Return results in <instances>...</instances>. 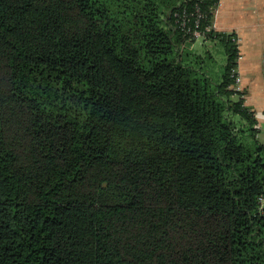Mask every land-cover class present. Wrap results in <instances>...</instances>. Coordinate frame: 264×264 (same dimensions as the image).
Segmentation results:
<instances>
[{"label": "trees", "instance_id": "obj_1", "mask_svg": "<svg viewBox=\"0 0 264 264\" xmlns=\"http://www.w3.org/2000/svg\"><path fill=\"white\" fill-rule=\"evenodd\" d=\"M220 2L0 0V264H264Z\"/></svg>", "mask_w": 264, "mask_h": 264}, {"label": "crops", "instance_id": "obj_2", "mask_svg": "<svg viewBox=\"0 0 264 264\" xmlns=\"http://www.w3.org/2000/svg\"><path fill=\"white\" fill-rule=\"evenodd\" d=\"M213 23L218 31L238 35L237 88L245 91V103L256 112L260 137L264 133V92L260 100L252 99L248 85L262 82L264 91V0H221Z\"/></svg>", "mask_w": 264, "mask_h": 264}, {"label": "rangeland", "instance_id": "obj_3", "mask_svg": "<svg viewBox=\"0 0 264 264\" xmlns=\"http://www.w3.org/2000/svg\"><path fill=\"white\" fill-rule=\"evenodd\" d=\"M205 43H206L205 40L203 38H200L196 40L194 47L197 51L202 52L205 49ZM248 90L252 99L257 98L258 100H260L263 95L262 92H264L263 84L262 82H254L253 84L248 85ZM259 139L264 142V133H262Z\"/></svg>", "mask_w": 264, "mask_h": 264}, {"label": "built area", "instance_id": "obj_4", "mask_svg": "<svg viewBox=\"0 0 264 264\" xmlns=\"http://www.w3.org/2000/svg\"><path fill=\"white\" fill-rule=\"evenodd\" d=\"M185 23H186V21H183V25H185ZM194 35H195L196 37H200V32H198V31H194Z\"/></svg>", "mask_w": 264, "mask_h": 264}]
</instances>
